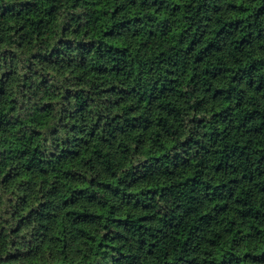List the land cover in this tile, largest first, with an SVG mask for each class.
I'll list each match as a JSON object with an SVG mask.
<instances>
[{
  "label": "trees",
  "instance_id": "obj_1",
  "mask_svg": "<svg viewBox=\"0 0 264 264\" xmlns=\"http://www.w3.org/2000/svg\"><path fill=\"white\" fill-rule=\"evenodd\" d=\"M0 264H264V0H0Z\"/></svg>",
  "mask_w": 264,
  "mask_h": 264
}]
</instances>
